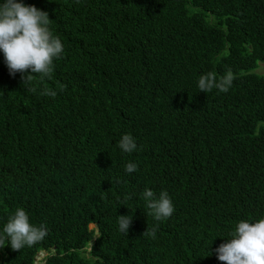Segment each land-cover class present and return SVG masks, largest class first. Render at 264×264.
<instances>
[{"label": "trees", "instance_id": "16d2710c", "mask_svg": "<svg viewBox=\"0 0 264 264\" xmlns=\"http://www.w3.org/2000/svg\"><path fill=\"white\" fill-rule=\"evenodd\" d=\"M17 2L49 14L64 51L35 92L0 51V234L17 208L47 228L0 264L42 250L46 264H223L238 223L264 219V0ZM229 69L226 93L199 91ZM145 189L168 193L169 218L148 214ZM118 215L133 216L127 236Z\"/></svg>", "mask_w": 264, "mask_h": 264}, {"label": "clouds", "instance_id": "9594fccd", "mask_svg": "<svg viewBox=\"0 0 264 264\" xmlns=\"http://www.w3.org/2000/svg\"><path fill=\"white\" fill-rule=\"evenodd\" d=\"M49 22V14L34 5H25L17 0H5L0 4V51L4 54L9 74L15 77L17 73H21L23 87L29 91H36L32 86L34 79H51L53 59L60 58L64 51L60 39L51 35L47 27ZM29 69L38 75H25ZM233 79L230 69L219 81L213 73H207L200 76L198 89L208 93L215 88L226 93L232 86ZM42 94L55 98L57 93L45 89ZM117 146L128 154L137 149V144L130 134L123 135ZM137 170L134 163L129 162L125 166V171L129 174ZM142 198L147 202L148 214L156 221L169 218L173 214L174 207L166 191L157 197L152 190L145 189ZM117 219L119 231L127 236L133 216L118 215ZM92 226L97 229L95 225H90V228ZM155 233L156 228L148 226L143 237H154ZM232 235V239H228L226 244L216 249L218 260L223 264H264V219L255 223L241 221ZM46 236L45 225L33 226L25 209L17 208L0 234V248L10 245L13 251H20L25 246L32 247L42 242ZM5 240L8 241L7 244ZM40 254L48 255L42 250L34 258V264H46V258L37 260Z\"/></svg>", "mask_w": 264, "mask_h": 264}, {"label": "rangeland", "instance_id": "374dc122", "mask_svg": "<svg viewBox=\"0 0 264 264\" xmlns=\"http://www.w3.org/2000/svg\"><path fill=\"white\" fill-rule=\"evenodd\" d=\"M254 74H257L259 76H263L264 77V62H259V68L254 71ZM91 228L94 229L95 227L92 226ZM45 256H48V255H45ZM45 258H43V259H45Z\"/></svg>", "mask_w": 264, "mask_h": 264}]
</instances>
